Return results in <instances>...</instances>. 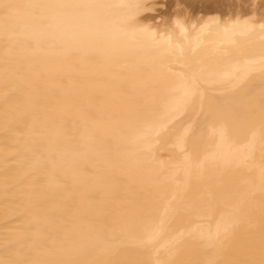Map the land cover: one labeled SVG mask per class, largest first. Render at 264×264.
<instances>
[{"label":"bare ground","instance_id":"1","mask_svg":"<svg viewBox=\"0 0 264 264\" xmlns=\"http://www.w3.org/2000/svg\"><path fill=\"white\" fill-rule=\"evenodd\" d=\"M162 1L0 0V264H264V0Z\"/></svg>","mask_w":264,"mask_h":264},{"label":"rangeland","instance_id":"2","mask_svg":"<svg viewBox=\"0 0 264 264\" xmlns=\"http://www.w3.org/2000/svg\"><path fill=\"white\" fill-rule=\"evenodd\" d=\"M163 1H164V2H163ZM163 1H162L161 3L164 4L165 6H164V5L162 6V4L159 5V6L162 7V9H161L160 7H157V9L159 8L158 10H160L158 13H160V12H162V11H163V12H166V11L169 9V7L172 6V4H171V3H172V0H166V2H165V0H163ZM169 1H171V2H169ZM166 3H169V5H167ZM166 5H167V6H166ZM168 6H169V7H168ZM163 7H164V8H163ZM167 7H168V8H167Z\"/></svg>","mask_w":264,"mask_h":264}]
</instances>
